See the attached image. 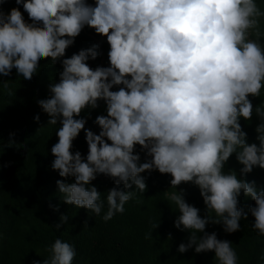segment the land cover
<instances>
[{
  "label": "clouds",
  "instance_id": "9594fccd",
  "mask_svg": "<svg viewBox=\"0 0 264 264\" xmlns=\"http://www.w3.org/2000/svg\"><path fill=\"white\" fill-rule=\"evenodd\" d=\"M9 2L0 0V78L15 69L16 78L31 81L41 60L62 66L59 82L50 83L48 98L37 103L47 126H56L51 169L61 178L56 187L63 204L95 216L106 204L102 219L108 222L125 212L137 191H147L142 174L170 176L164 196L178 209L173 227L188 233L178 252L214 253L216 264H238L232 242L206 229L239 232L247 219L243 194L254 201L251 228L264 237V188L246 179L254 169L264 170V101L252 102L264 88V9L258 0H14L17 7L6 13ZM86 27L106 38L109 66H89L99 45L65 58ZM100 101L106 115L96 116V134L81 114L89 110L90 118ZM253 115L259 123L256 142L249 143L241 120L251 122ZM34 120L39 123V115ZM81 131L86 157L72 151ZM233 156L239 178L235 169L225 171ZM98 176L114 184L104 199L93 185ZM182 184L199 190L203 217L186 201ZM68 220L61 215L54 227L60 230ZM46 252L33 264H73L76 257L75 247L60 238Z\"/></svg>",
  "mask_w": 264,
  "mask_h": 264
},
{
  "label": "trees",
  "instance_id": "16d2710c",
  "mask_svg": "<svg viewBox=\"0 0 264 264\" xmlns=\"http://www.w3.org/2000/svg\"><path fill=\"white\" fill-rule=\"evenodd\" d=\"M88 3L94 5V0H88ZM258 3L264 9V0H258ZM13 7L17 5L11 0L3 5V10L7 13ZM20 10L23 12L22 7ZM24 16L27 21V14ZM93 45H99L100 55L95 61L89 60V66L93 69L109 66L106 38L97 36L87 27L66 50L65 58ZM40 65L38 74L31 81L16 78L15 69L10 77L0 78L8 82L7 88L0 83V264L42 261L48 255L46 248L56 238L75 247L73 264H216L214 253L197 255L192 249L184 254L178 252L179 244L187 242L188 233L173 227L178 209L164 196L170 176L155 171L142 174L146 177L147 191H137L133 200L125 205V212L108 222L102 219L107 211L106 204L100 216L63 204L56 187V181L61 178L51 169L54 159L51 147L57 142L56 126H47L48 116L37 103L48 98L50 83L59 82L62 66L60 62L52 64L45 60H41ZM261 101H264V88L258 99H252L254 107ZM37 115L39 123L34 120ZM81 115L87 119L85 127L98 134L99 128L94 121L96 116L106 115V106L100 101L97 109L90 110V118L89 110ZM258 123L255 115L251 122L241 120L249 143L256 142L254 129ZM41 127L44 128L39 130ZM77 150L86 157L83 131L73 142L72 151ZM136 151L144 162L145 154L140 152L139 146ZM240 167L233 156L225 171L235 169L239 178ZM246 179L255 181L257 188H264V170L254 169ZM66 182L74 180L69 178ZM93 185L102 193V199L114 187L104 176H98ZM180 188L186 192V201L199 208L203 217L205 208L199 190L190 184H182ZM252 206L254 201L241 194L240 207L247 213V219L240 221L239 232L228 235L218 225H209L206 229L209 233L215 231L218 239L232 242L238 264H264V237H258L251 228L254 218L248 209ZM57 207L58 211L55 210ZM61 215H68L69 220L57 230L54 225L60 222ZM153 224L159 226L154 228ZM147 234L152 238L145 239ZM169 234L171 239H168Z\"/></svg>",
  "mask_w": 264,
  "mask_h": 264
}]
</instances>
